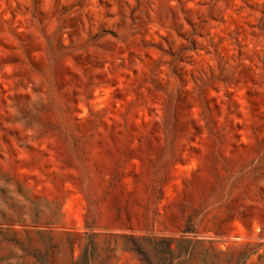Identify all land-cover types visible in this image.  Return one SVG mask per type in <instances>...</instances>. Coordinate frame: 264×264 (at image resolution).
I'll use <instances>...</instances> for the list:
<instances>
[{
    "label": "rangeland",
    "instance_id": "374dc122",
    "mask_svg": "<svg viewBox=\"0 0 264 264\" xmlns=\"http://www.w3.org/2000/svg\"><path fill=\"white\" fill-rule=\"evenodd\" d=\"M0 264H264V0H0Z\"/></svg>",
    "mask_w": 264,
    "mask_h": 264
}]
</instances>
